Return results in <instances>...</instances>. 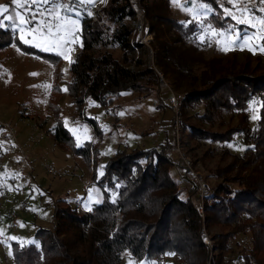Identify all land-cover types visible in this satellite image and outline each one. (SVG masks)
Instances as JSON below:
<instances>
[{"label": "trees", "instance_id": "16d2710c", "mask_svg": "<svg viewBox=\"0 0 264 264\" xmlns=\"http://www.w3.org/2000/svg\"><path fill=\"white\" fill-rule=\"evenodd\" d=\"M198 1L214 9L209 21L216 29L228 30L234 23L224 16L220 0ZM170 8L171 0H110L95 19L83 18V47L71 67L68 88L79 109L86 98L109 109L114 99L138 91L155 93L157 107L167 111L161 72L184 95L182 115L194 142L189 152L198 169L216 181L211 195L203 200V215L197 209L198 186L187 189L175 175L177 166L167 153L171 144L119 150L98 176L100 150L93 144L76 148L59 116L62 58L27 48L55 64L49 110L57 122V144L92 164L91 182L102 190L104 199L82 213L59 199L54 228L36 231L39 245L12 243L15 264H122L126 252L139 262L163 264L172 256L181 264H229L232 242L239 235L250 240L246 264H264V71L258 73L249 66L237 69L235 58L208 59L193 47L168 42L167 24L178 31L172 39L175 44L190 41L194 30L168 17ZM138 13L151 24V28L147 24L154 37L150 46L160 70L149 65L148 46L133 39L129 21H136ZM253 101L262 104L255 126L249 113ZM189 108L201 111L190 117ZM92 123L102 136L100 125L98 130ZM236 137L242 143L239 146H246L242 155L219 146L238 144ZM214 156L219 158L210 166ZM215 228L219 234L213 232ZM204 233L212 246L205 242Z\"/></svg>", "mask_w": 264, "mask_h": 264}, {"label": "rangeland", "instance_id": "374dc122", "mask_svg": "<svg viewBox=\"0 0 264 264\" xmlns=\"http://www.w3.org/2000/svg\"><path fill=\"white\" fill-rule=\"evenodd\" d=\"M109 2L93 0L88 3L85 0L81 3L72 0L71 3L62 4L58 0H20V3L25 4L21 7L13 4L12 0H0V6L8 7V11L0 16L3 24L0 26V238L4 239L0 240V264H15L13 242L22 246L40 244L35 236L36 231L40 227L54 228V211L59 199L66 200L72 206H75L78 198L82 199L81 213L94 207V203L99 200V191L104 199L102 190L91 182L92 164L72 152H66L57 144V122L49 110L55 64L29 52L27 48L62 58L59 116L73 137L76 148L93 144L100 150L98 176L103 174L109 159L119 150L160 148L166 144L173 146L171 151L175 148L177 137L173 129L174 114L164 104L168 95L161 84L163 104L167 111L157 107L155 93H126L114 99L109 109L99 106L91 98H86L79 109L70 96L68 85L72 80L71 67L83 47L82 20L86 16L95 19L96 14ZM81 5L94 6L96 11L84 10ZM220 6L224 16L234 21L228 30L216 29L210 23L209 18L215 11L209 4L198 0H171L167 16L185 28L194 26V30L190 41L175 44L172 39L178 31L173 24H167V41L181 48L193 47L204 58L236 59L237 69L249 66L258 73L263 72L264 23L261 21L264 20V0H232L231 3L229 0H220ZM8 16L13 19L7 20ZM21 16L30 22L20 23ZM137 17L136 21H129L134 28L133 39L148 46L149 65L159 69L154 65L150 46L154 38L149 33L151 24L149 21L144 22L141 13ZM68 21L75 23L70 24ZM69 32L71 35H68ZM116 54L119 56V53ZM261 107L260 101L250 104L253 126L260 119ZM198 110L187 109L190 117ZM92 121L98 130L100 125L102 136L96 134ZM191 122L197 123L193 118ZM183 136L182 149L194 163L193 170L199 172L197 174L202 175L204 182L212 188L216 181L206 170L198 169L195 157L189 152L194 142L190 139L191 131L187 125ZM236 140H239L238 144L219 146L242 155L246 146H239L241 141L238 137ZM209 146L205 145L204 149ZM21 156L26 162L24 166L20 163ZM170 157L176 166L181 167L178 154L172 152ZM217 158L219 156L213 157L210 166L215 164ZM51 167L57 174L50 173ZM181 170L183 186L190 189L191 184L184 178V170ZM200 193L199 206L203 204ZM213 232L219 234L220 229L215 228ZM204 240L212 246L207 233H204ZM232 247L233 252L228 256L229 264H246L249 236L239 235L232 242ZM122 264L157 263L148 260L139 262L126 252ZM163 264L181 263L169 256Z\"/></svg>", "mask_w": 264, "mask_h": 264}, {"label": "built area", "instance_id": "2783aa9c", "mask_svg": "<svg viewBox=\"0 0 264 264\" xmlns=\"http://www.w3.org/2000/svg\"><path fill=\"white\" fill-rule=\"evenodd\" d=\"M62 4H68L71 3L72 0H58ZM81 8L87 11L95 12L96 8L94 6H86L81 5ZM139 14V13H138ZM141 31V30H140ZM160 77V84L164 87L167 93V98L164 102V104L171 110V112L174 114V122H173V129L174 133L176 134L177 140L175 148L171 151L170 149L167 150V153L170 155V153L174 152L180 156V167L184 170V178H186L187 182L191 185H196L199 188V191L201 192V201L203 203V200L205 197L211 195V189L209 186L204 182V178L202 175L197 174L199 172H196L193 170L194 163L190 159L189 155H187L185 152H183V134L185 133L186 124L182 115L183 110V99L184 95L177 91L174 86L168 82L164 75L159 72ZM181 140V141H180ZM185 141V140H184ZM177 146V147H176ZM22 157V156H21ZM21 165H26L24 157L21 158ZM50 173L57 174L56 170L51 167L49 169ZM82 199L78 198L75 202V208L80 211L82 208ZM197 209L201 215H203L204 208L203 204L201 206L197 205ZM1 241H4V239L0 238Z\"/></svg>", "mask_w": 264, "mask_h": 264}, {"label": "snow or ice", "instance_id": "6c2138e0", "mask_svg": "<svg viewBox=\"0 0 264 264\" xmlns=\"http://www.w3.org/2000/svg\"><path fill=\"white\" fill-rule=\"evenodd\" d=\"M78 2L83 3V2H85V0H78ZM86 2L91 3V2H93V0H86ZM173 2H176V0H173ZM229 2L231 3L232 0H229ZM12 3H13V4H17L18 6H21V7L25 6V4L20 3V0H12ZM262 10H264V9H262ZM7 11H8V7H7V6H0V16H2V15H3L4 13H6ZM6 19L9 20V21H11V20L13 19V17H12V16H8V17H6ZM19 22H20V23H29L30 21H29V20H25V19L21 16ZM238 22H243V21H238ZM68 23H70V24H74L75 21H68ZM261 23H264V20H262ZM0 26H3L2 22H0ZM50 30H51V26H49V31H50ZM57 30H58V32L60 31L59 28H58ZM36 31H38V30H36ZM68 35H71V33L69 32ZM24 42H25V43H28L27 40H25Z\"/></svg>", "mask_w": 264, "mask_h": 264}, {"label": "crops", "instance_id": "0c3cea01", "mask_svg": "<svg viewBox=\"0 0 264 264\" xmlns=\"http://www.w3.org/2000/svg\"><path fill=\"white\" fill-rule=\"evenodd\" d=\"M181 168L179 167V165H177V167H176V169H175V175L177 176V177H181ZM182 178V177H181ZM97 194V193H96ZM100 195H101V197H100ZM102 201H103V197H102V194H101V192L99 191V200H97L96 201V203H94V205L93 206H95V205H99V204H101L102 203ZM76 202V201H75ZM83 212H87V210L85 209V211H83Z\"/></svg>", "mask_w": 264, "mask_h": 264}]
</instances>
